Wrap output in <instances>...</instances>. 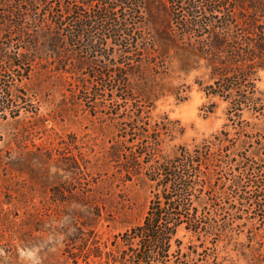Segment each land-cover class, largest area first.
Wrapping results in <instances>:
<instances>
[{
  "label": "trees",
  "instance_id": "trees-1",
  "mask_svg": "<svg viewBox=\"0 0 264 264\" xmlns=\"http://www.w3.org/2000/svg\"><path fill=\"white\" fill-rule=\"evenodd\" d=\"M0 3L12 66L27 72L44 63L68 88H79L78 101L92 117L110 100L100 115L116 121L120 135L108 156L152 192L142 222L112 240L91 238L85 253L67 254L71 264H264L262 234L252 230L242 240L244 230L235 232L236 223L252 227L250 219H264V0ZM201 69L206 81L194 82L227 103L225 122L198 143L167 151L166 142L184 129L155 115L157 102L168 95L185 100L190 86L180 78ZM215 105L202 109L211 113ZM10 107L0 103V112ZM219 168L225 180L215 187ZM208 205L215 209L209 216ZM181 225L199 244L183 249Z\"/></svg>",
  "mask_w": 264,
  "mask_h": 264
},
{
  "label": "rangeland",
  "instance_id": "rangeland-1",
  "mask_svg": "<svg viewBox=\"0 0 264 264\" xmlns=\"http://www.w3.org/2000/svg\"><path fill=\"white\" fill-rule=\"evenodd\" d=\"M0 46V103L12 109L0 112V264H71L67 254L82 247L85 253L91 238L112 240L142 222L152 192L137 176H123L108 156V147L120 135L117 122L100 115L112 108L110 100L98 109L101 118L92 117L78 101L79 88H68L62 76L46 72L44 63L34 62L27 72L12 66L4 30ZM202 71L180 78L190 86L185 100L168 95L157 102L154 114L177 119L184 129L166 142L167 151L198 143L225 122L227 103L206 96L194 82L196 76L206 81ZM258 88H264V69ZM211 102L214 111L205 113L202 106ZM224 171L219 168L215 187L223 186ZM206 211L209 216L215 209L208 205ZM242 216L241 222L246 221L247 215ZM250 220L252 227L236 223L235 232L244 230L242 240L252 230L259 232L264 242V219ZM177 237L183 249L200 242L183 225ZM79 261L84 262L82 256Z\"/></svg>",
  "mask_w": 264,
  "mask_h": 264
}]
</instances>
